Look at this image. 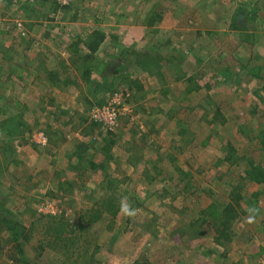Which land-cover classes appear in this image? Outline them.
Wrapping results in <instances>:
<instances>
[{"label": "rangeland", "instance_id": "rangeland-1", "mask_svg": "<svg viewBox=\"0 0 264 264\" xmlns=\"http://www.w3.org/2000/svg\"><path fill=\"white\" fill-rule=\"evenodd\" d=\"M0 52V264H264V0H0Z\"/></svg>", "mask_w": 264, "mask_h": 264}, {"label": "trees", "instance_id": "trees-1", "mask_svg": "<svg viewBox=\"0 0 264 264\" xmlns=\"http://www.w3.org/2000/svg\"><path fill=\"white\" fill-rule=\"evenodd\" d=\"M154 22V18H152L151 23ZM106 39V35H104L103 33L99 32V31H95L93 36L90 38V40H88V42H86V49L88 50V52L90 54H95L101 47L102 43L105 41ZM79 44V43H78ZM83 45V44H81ZM1 53V52H0ZM2 54V53H1ZM144 60H141V62ZM190 85H193L192 88L190 89H197V87L194 85V81L192 80V78H190V80L188 81ZM136 83V82H135ZM138 85V84H136ZM61 106H59L60 109ZM74 113L76 112H71V117L74 116ZM222 110L221 108L217 107L216 113H215V118H221L222 116ZM223 122H225L223 120ZM6 120H3L2 126L4 127V129L6 128ZM13 149H16V147L14 146ZM80 150L78 151L79 154ZM81 153V152H80ZM227 160H229L230 163L232 162H237L239 163L240 161H242L243 159L246 160V166H245V180L248 178L251 180H254L255 183L257 184H263L264 183V165H257V163L254 161L253 158L250 157H246L245 156H238L237 154H235V151L233 150L232 153L230 152V154L226 157ZM85 169V167H84ZM247 170V171H246ZM244 179V178H243ZM242 188L240 186H236L234 188V191L231 192V200H229V202L227 203H222V205L220 206L219 212L218 210H216L218 212V215L215 218V221L213 223V230L214 232L217 234L218 238L220 240L223 241V243L226 245H229L232 241L231 238V233L233 232L232 228L235 224V222L239 219V217L241 215H244L245 212L242 210V206H243V202L245 200V198L242 196L241 192H239ZM255 198L257 199V197L259 195H254ZM247 205L248 206H252L255 202H252L253 204H249V200H247ZM252 201V200H251ZM257 204V202H256ZM203 214V213H202ZM206 214H203L204 218ZM201 216V217H203ZM201 218H199V222H200ZM205 219H203L202 221H205ZM5 222V220H2ZM201 221V222H202ZM200 222V223H201ZM208 222V219H207ZM76 226V225H75ZM75 226L73 227V229H75ZM212 226V224L210 225ZM72 229V230H73ZM72 230H68L66 231V235H73ZM71 231V232H70ZM32 233V229L26 231V232H22L20 235L19 234H15L13 235V239L12 241L14 242V245L16 247V250H18L13 256V260L16 263H23V259L20 257V255H22L23 250L20 246V237L23 238L25 241H29L30 235Z\"/></svg>", "mask_w": 264, "mask_h": 264}, {"label": "clouds", "instance_id": "clouds-1", "mask_svg": "<svg viewBox=\"0 0 264 264\" xmlns=\"http://www.w3.org/2000/svg\"><path fill=\"white\" fill-rule=\"evenodd\" d=\"M121 210L124 211V212H128L129 211V208L128 207H125V206H122ZM250 212H253L254 213L255 212V209H251ZM253 219H254V217L253 216H250L249 217V222H252Z\"/></svg>", "mask_w": 264, "mask_h": 264}, {"label": "built area", "instance_id": "built-area-1", "mask_svg": "<svg viewBox=\"0 0 264 264\" xmlns=\"http://www.w3.org/2000/svg\"><path fill=\"white\" fill-rule=\"evenodd\" d=\"M91 118H92V120H94L95 122L98 121V120L95 119L96 116L91 115Z\"/></svg>", "mask_w": 264, "mask_h": 264}]
</instances>
